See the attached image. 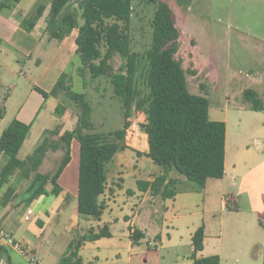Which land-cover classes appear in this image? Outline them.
<instances>
[{
  "label": "rangeland",
  "instance_id": "rangeland-1",
  "mask_svg": "<svg viewBox=\"0 0 264 264\" xmlns=\"http://www.w3.org/2000/svg\"><path fill=\"white\" fill-rule=\"evenodd\" d=\"M76 1L73 0L74 3ZM164 1H167L173 8L176 22L181 30L179 51L176 56L183 62L189 90L194 94L208 96L211 119L224 121L227 116L233 137H237L239 132L245 133L241 129V125H238L239 120L236 117L241 119L248 135L249 128L253 130L260 124L261 113L249 111L246 116L241 118L239 114H226L223 109L217 106V103L224 104L229 99L228 95L232 97L233 103L242 101L244 91L249 89L244 87L247 85L251 87L246 74L249 73L250 68L258 69L263 61L264 0ZM10 2H13L12 6H14L10 9H14L16 15L22 14L26 18L34 16L40 4L46 6L45 15H48L47 13L50 11V0H21L19 3L10 0ZM155 9L156 6L146 0L133 1L129 31L133 52L145 53L150 49ZM8 12L9 8H5L0 14V39L14 44L16 50L15 52L9 50L6 45L0 48V106L4 108V116L0 118V131L8 126L13 119H19V115L23 118L27 115L26 118L32 124V128L20 150V158H25L33 152L45 129H53L63 121V131L70 130L77 123L81 113L80 108L57 87V80L62 72L69 73L71 76L69 83L72 84L74 91L87 94V98L93 107L92 122L96 132L107 133L122 128L125 122L124 110L121 100L114 94L110 78L102 76L92 79L89 73L82 76L78 72V68L82 66L81 58L75 49L78 30H73L63 40L50 39L47 33L44 36L42 34L44 32L41 28L47 23L44 16L38 22V27L34 32L35 37L21 40L18 34L13 33L10 21L3 17ZM12 44L10 45L14 48ZM193 53L199 56L201 63L204 62L209 66L207 69L210 73L209 79H205L204 74L194 77L192 68L195 59H193ZM112 64L116 70H119L125 65V60L117 55L112 60ZM202 83L206 85V90L201 88ZM251 88L256 89V87ZM38 89L46 92L47 97ZM5 92L13 94L8 103L1 102ZM261 100L264 103V97H261ZM58 105L61 107L59 113L56 111ZM24 106L26 107L25 112L19 113ZM132 113L133 115L130 117V130L132 131L130 143H132L133 137L137 138V132H140L141 122L144 121L145 117L137 110H133ZM79 147V142L75 140L72 165H76V168L79 165ZM126 155L129 159L126 160L122 169L124 172L134 170L138 164L133 159L136 156L135 152L126 151ZM59 157V152L50 151L41 171L47 172L55 169ZM139 162L145 165L140 172L142 176L151 172V166L161 167L152 162L151 159L144 158ZM114 168L112 163L109 170L111 176L115 173ZM172 176L182 178L176 172H173ZM113 177L116 179L115 174ZM249 181L254 187L256 186L254 176H248L246 182ZM14 183L19 196L10 203L9 211L18 208L19 219L21 218L20 228L16 231L18 238L25 236L27 240L31 241L29 247L36 255V264H60L63 253L70 244L91 228V224L83 220L82 217L79 224L74 225L73 223L76 215L74 208L78 204L77 198L74 199L73 196H70V200L67 201H71V205L61 210L63 215L60 219L54 217L48 220L43 235L35 233L32 228L30 232L23 233L27 225H32L39 231L40 226L36 218L41 217L42 220H47V217L44 212L40 211L39 204H21V199L26 197L23 192L29 180L16 178ZM132 185L136 186V182L133 180L130 186ZM49 186L51 187V185ZM69 190L74 193L73 187L72 189L70 187ZM127 197L125 193L120 194L117 204L113 206L120 217L119 221L114 223L115 234L113 238H103L98 247L89 243L83 248L84 258L93 260V263L90 262L89 264L95 262H97L96 264H144V258H148L149 251L155 249L160 253L159 263L168 264L177 256V251L186 252L187 248L190 249L189 246L180 247L177 245L180 236L182 235L185 239L188 228L193 225V221L188 216L182 214L179 221L164 219L165 210L158 206L152 209L147 208L141 203V196L128 200L130 203L125 207ZM42 199H45V196ZM51 199L54 204L61 201V198L54 196ZM134 201L137 203V209L142 210L141 215H137V221L135 219L133 225L141 228L145 233L139 242L130 248V222H126L123 216L128 212L133 218L134 212H132L133 204L131 202ZM244 201V199H240L239 204L244 205ZM201 202L202 198H199L198 204L200 205ZM234 204V201L230 202L231 206ZM122 207L125 211H122ZM30 208L31 210H29ZM153 209H158L155 215ZM201 210L196 205L191 207V212L198 213ZM145 212L148 215H144ZM106 213H110V211ZM27 215L29 219H25ZM153 215L155 216L154 223L151 219ZM192 215L194 216V214ZM209 216L212 217L211 214ZM95 227L98 230L96 225ZM174 228L178 232H174ZM168 232L172 235L170 242ZM160 233L165 238L163 243L159 241L158 235ZM97 251H100L98 261L94 258ZM17 253L15 250L10 252L12 261L15 264H22L20 259L25 261L22 258L24 256L21 255V257ZM140 256L144 258L139 260ZM129 257H131V261H129ZM0 264L8 263L3 259ZM149 264H157V261L151 259Z\"/></svg>",
  "mask_w": 264,
  "mask_h": 264
},
{
  "label": "trees",
  "instance_id": "trees-1",
  "mask_svg": "<svg viewBox=\"0 0 264 264\" xmlns=\"http://www.w3.org/2000/svg\"><path fill=\"white\" fill-rule=\"evenodd\" d=\"M20 2V0H14ZM134 0H52L47 16L46 31L50 39L63 40L78 30L76 53L82 66L78 72L89 73L92 79L108 77L113 91L123 106L125 122L122 128L110 132H96L92 122L93 107L84 92L72 88L71 76L62 72L57 87L79 108L76 125L64 130L61 121L53 129H45L31 154L20 158V150L31 132L32 124L13 119L0 137V151L8 157L0 172V203L8 206L19 194L16 178L28 179L21 204L30 205L39 196H58L63 188L59 178L72 159V142H79L78 215L100 220L106 202L110 165L117 153L128 148L127 130L133 110L144 114L141 122L147 136L148 152L163 173L153 181L139 180L140 190H150L154 196L173 198L188 190L202 191L209 178H222L225 174L226 122L210 118V101L207 95L189 90L183 62L177 58L181 30L174 10L164 0H146L156 6L153 18L152 44L145 53L133 52L129 34ZM13 3V2H12ZM0 0V12L13 4ZM46 10L40 4L32 17L17 14L16 18L27 31H32ZM120 55L125 65L116 70L112 64ZM201 88L206 90L202 83ZM45 97L47 93L38 89ZM244 99L253 110H263L258 93L249 88ZM60 105L56 107L59 113ZM4 108L0 106V118ZM50 151L59 152L55 169L42 172L41 166ZM176 172L181 177L172 176ZM51 185V189L48 186ZM264 227V222L262 223ZM111 237L107 225L79 236L63 253L60 264H85L79 251L87 241ZM143 234L135 229L131 235L137 243ZM205 229L200 226L192 236L193 264H221L220 256L200 255L204 248ZM12 261L9 248L0 245V262ZM264 264V263H263Z\"/></svg>",
  "mask_w": 264,
  "mask_h": 264
},
{
  "label": "crops",
  "instance_id": "crops-1",
  "mask_svg": "<svg viewBox=\"0 0 264 264\" xmlns=\"http://www.w3.org/2000/svg\"><path fill=\"white\" fill-rule=\"evenodd\" d=\"M6 1L5 2L8 4L11 3L10 0ZM51 2L52 0H50V4ZM3 10H1L0 14L3 12ZM45 14L46 13L44 12L43 16L40 19H43L44 16L47 19L48 15ZM15 15V10L10 8L9 12L6 13V15H3L4 18L10 21L13 33L15 35L18 34L21 37V40H24V38L35 37L34 32L38 27V22L40 21V19L38 20L34 29L29 32L21 26L20 21L15 17ZM46 27L47 23L46 26H43L41 28L44 32L42 33L43 36L47 33ZM10 44L12 43L4 39H0V48H3L6 45L9 50H13L15 52L16 47L14 46V44H12L14 47L12 48ZM1 52H3V50H1ZM193 54V59H195V64L192 68L194 70L193 74H195L194 77H198L200 75L202 76V74H204V78L209 79L210 73L209 70H207L209 66L204 62L201 63V60L196 53ZM262 58L263 61L260 67L258 69L250 68L249 73L246 74V78L250 82L251 87H256V89L251 88L248 85L244 87L255 90L258 93L260 100L261 97H264V53L262 55ZM12 95L13 94H11L10 92H5L1 102L5 101L8 103ZM228 98L229 99L224 104L220 102L217 103V106L223 109L226 114H239V116H241L242 118L243 116H246L247 112L252 111L255 113H261L262 116L260 117V124L256 126V128H254L253 130H251L250 128L248 129V135L245 126L241 123V119L236 117L239 120L238 125H241V129H243V132H245H239L237 137H233L230 131L227 116L224 119V121L226 122L227 131L225 174L222 178H209L207 180L205 188L202 191L188 190L179 192L173 198L168 199H163L161 196H154L149 189L145 191L140 190L137 185V182L139 180L153 181L157 175L163 173V168L151 166V172H149L148 175H141L140 172L142 171V167H145V165L141 164L139 161H142L144 158L151 159L146 154L148 152L147 136L143 132L141 127L139 132L140 136L137 132V138L133 137L132 143H130L129 139L132 133V131L130 130V125L126 135V144L128 148L117 153L113 162V166L115 167L114 174L116 179H114L113 177L114 174H112L111 176L109 172L107 189L106 192L101 196V199L106 202L107 208L105 209L100 220L95 221L91 218L82 219L91 224V228L94 229L96 228L95 225L98 229L107 225L111 231V237L103 238H113L115 234L113 228L114 223L119 221L120 218L118 216V213L113 208V206L117 204L118 197H120V194H127L128 197L125 200L127 201V203H125L126 207L130 203L129 201L133 199V197L141 196V203L147 206V208L152 209L155 206L162 207L165 210V216L163 217L164 219L179 221L181 219V215L184 214L188 216L191 221H193L192 227L188 228V234L186 238L184 239V237L181 235L180 240L177 242V245H179L180 247L189 246L190 249L187 248L186 252L177 251V256L171 262H168V264H193L192 260L190 259V255L193 251L192 236L194 232L202 225L205 229V240L204 248L200 252V255L208 256L217 254L220 256L221 264H263L264 227L262 223L264 222V109L253 110L249 107V103L245 99L240 102L238 101L237 103H233L231 101L232 97L228 95ZM25 109L26 107L24 106L20 109L19 113L22 112L23 114L25 112ZM18 117L19 120L29 123L26 118L27 115H25V118L20 115ZM4 129L0 131V137ZM74 141L72 142V159L65 167L59 178V184L63 188L61 193L58 196L53 194L42 195L32 202V205H40V211L46 214L47 220H42L41 217L36 218L37 223L40 226V230L37 231L34 226L27 225L24 228L23 233L30 232V229L32 228L35 233L37 232L39 235H43V232L48 224V220L54 217L60 219L63 215L61 210L66 209V207L71 205V201H67L70 200V196H73L74 199L77 198L79 165L77 168L76 165H72L74 155ZM248 142H250V144H248ZM126 151H132L136 153V156L135 158L133 157V159L136 160L138 164L136 165L137 167L134 170L124 172L122 169L124 167V164L126 163V160L129 159V157H127L126 155ZM47 157L45 158L41 169L45 165ZM7 160L8 157L6 156V154L0 151V172L3 166L6 164ZM250 175L254 176V180L256 182L255 187L251 184L250 181L246 182V178ZM240 177L241 179H239ZM132 180L133 182H136V186H130ZM51 187L48 186L49 189H51ZM70 187L71 189L73 187L74 193L69 190ZM43 196H45V199H42ZM52 196L61 198V201H58L56 202V204H54L51 199ZM199 198H202V202L200 205L198 204ZM240 199L245 200L244 205L239 204ZM231 201L235 202L234 206L230 205ZM131 203L133 204V218L132 215L128 212H126L123 216L126 222H130V238L135 229L141 231L143 235L145 233L141 228H137L135 225H133L135 219L137 221V215H141L142 209H137V203L135 201ZM194 205H196L198 208H201L202 210L198 213L191 212V207ZM9 206L10 204L8 206H3L0 203V228L9 230L18 241H20L23 245L29 247L31 245V241L27 240L25 236H20L18 238L16 234V231L20 228L21 224V218L19 219L20 216L17 212L18 208L14 211H9ZM77 207L78 204L74 208L76 212L73 222L74 225L79 224L82 220L78 215ZM158 209H153L154 215L156 212H158ZM29 210H31V208ZM107 211H110V213H106ZM122 211H125L124 207H122ZM192 214H194V216ZM199 214H201V216H199ZM209 214H211V218ZM144 215H148L147 212H145ZM154 215L151 216L153 223L155 222ZM173 230L174 232H178V230L175 228ZM158 237L161 243L165 241L163 234L160 233ZM168 237L170 242L172 240V235L170 234V232H168ZM103 238L94 241H87L82 246L79 253L82 256L85 264H89L90 262L93 263V260H86L84 258L83 248L89 243L98 247L99 244L103 241ZM134 244L136 243H134L131 238L130 248H132ZM12 250L13 249L9 248L10 252ZM149 252L150 253L147 254L148 258L140 256L139 260H142L144 258V264H149L151 259H155L157 261V264H161L159 263L160 253L156 249ZM96 254L97 255H94V258L98 261V254H100V251H97ZM18 255L21 256L20 254ZM22 258L25 260L23 261L20 259L22 264H36L32 263L25 257ZM14 261L16 260L14 259ZM129 261H131V257H129ZM96 263L97 262H95L94 264Z\"/></svg>",
  "mask_w": 264,
  "mask_h": 264
},
{
  "label": "built area",
  "instance_id": "built-area-1",
  "mask_svg": "<svg viewBox=\"0 0 264 264\" xmlns=\"http://www.w3.org/2000/svg\"><path fill=\"white\" fill-rule=\"evenodd\" d=\"M25 219H29V216H25ZM0 245H5L25 258L29 259L32 263L37 262V258L35 253L26 245H23L20 241H18L12 232L6 230L4 228H0Z\"/></svg>",
  "mask_w": 264,
  "mask_h": 264
}]
</instances>
